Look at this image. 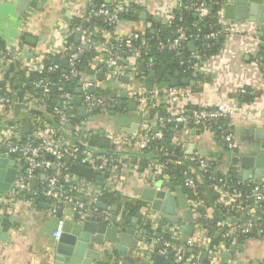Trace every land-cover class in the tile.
Masks as SVG:
<instances>
[{
	"label": "built area",
	"instance_id": "built-area-1",
	"mask_svg": "<svg viewBox=\"0 0 264 264\" xmlns=\"http://www.w3.org/2000/svg\"><path fill=\"white\" fill-rule=\"evenodd\" d=\"M180 1H158L157 6L161 7V11L157 10L152 17L162 24H170L173 17L172 10L176 3V6H180ZM226 1L212 2L219 5L215 12L216 29L211 28V25H209L207 26V33L202 34L198 29L194 34H189L183 27H178L173 36L165 38L156 36L154 43L156 49H168L181 53L186 47L188 48V42L193 41L194 49L189 50L191 52L190 58L181 60L180 65L193 75L198 73L209 75L215 61L214 59L211 61L214 58L212 57L213 54L207 52L211 44L224 45L227 39L229 40L230 36L236 33L254 39L257 44H264V24L258 26L251 21H237L224 17L223 5ZM85 2L88 8L82 15L83 22H89L94 17H100L105 23L115 27L120 23L122 13L134 6L143 9L148 5V0H108L107 2L100 1L96 8H91L92 0H85ZM184 8L189 10L192 16L195 17V24L202 21L209 12L205 1H192L187 3ZM23 21L25 22L24 18ZM103 28L96 26L90 28L88 25L86 28H82V23L74 25L62 21L59 26L61 44L51 49L41 50L43 52L39 56V67L37 61L33 60H30L26 66L21 67L25 70L26 76H28L30 70L37 68L39 70L45 68L48 73L56 72L59 65L55 63L45 65V60L51 55L64 56L68 52V73H62L58 83L52 82L47 77L29 82L33 87L41 90L40 96L27 99L22 97V100L19 101L21 106L30 113H27L22 120H18L12 125L0 127V149L2 148L0 157L13 158L20 161L21 164L26 163V167L21 166L16 169V179L9 192L16 194L19 192V188L30 189L28 182L32 179L37 180L39 168L53 167V171L46 174L39 188L30 189L33 196H42L48 201V208L51 213H55L58 208L65 210L69 203H73V210L79 212L83 217L87 216V211L90 209L93 210L94 214L104 216V212H100V209L95 206V193L90 189V183L86 182V179L82 176L73 174L70 171V165L75 163L95 170H112L123 164L124 159L111 157L105 152H95L87 147L85 141L80 137L83 134L82 130L72 128L73 125L70 123L71 118H73V113H69L72 97L68 91H65L62 82L64 83L71 76L82 82L80 86L82 103L87 109L96 106L109 111L114 109L116 105L110 97L87 92V88L92 85L86 80L89 73L87 69L96 71L98 68L104 67L105 74L108 77L118 80L127 76L130 86L127 90L129 97L137 103L138 110L142 114L147 113L150 109L158 108L160 105L165 107L167 112L165 119L156 114L151 120L142 123L137 133L132 137L123 138L119 133L109 134L117 147H124L130 152L140 153L145 149L151 150L150 143L155 140H162L164 131L168 128L167 125L171 124L174 128L181 126L180 132H188L189 130L194 132L200 128L212 131L225 145L227 151L232 154L237 148L233 128L238 119L249 120L251 123L264 126V112L255 106L248 107L247 104L233 106L228 104L225 99L219 100L213 106H183L178 105V102L190 97L191 90L188 86L147 89L145 82L148 75L138 68L142 52L149 47L145 38V28L142 29L139 35L117 34L110 38L103 37L105 35ZM78 31L81 32L80 44L73 47L72 43L69 45L68 40ZM221 37H223L222 42L219 41ZM84 44H87V50L92 51L93 56L87 63V69H77L78 59L82 55L81 53L86 50L83 47ZM13 49L14 51L9 53L1 51L0 59L9 62L12 59L19 61L20 58H23L21 52H17L18 49ZM240 52L247 53L242 49ZM253 54L255 55L254 62L260 75V81L263 82L264 55L259 54V48H255ZM151 66L152 63L147 64L148 70ZM52 85H57L62 90L58 101L61 106L58 104L53 105L48 110L46 100ZM259 90L252 84L248 88L241 87L238 91L244 95L250 91L255 93ZM11 95L14 97V92H11ZM12 96L0 95V107L6 113H10L16 103ZM46 116L53 121L52 124H49ZM23 121H29L30 125L35 127L28 137L26 135L25 140L21 139L20 133ZM216 121H221L222 126L213 128L212 123ZM69 124L72 127H68ZM153 126L158 128L156 132L152 130ZM69 132L75 135L77 142L73 143L63 137L65 133ZM179 139L178 135H173L169 140L171 146L162 144L154 148L155 155L150 154L147 157L144 172L152 179L159 178L162 181L163 189L173 192L169 170L175 165L185 166L182 171V182L189 191L186 196L194 214L193 232L187 240L180 244L163 238L153 239V241H150L149 246L142 244L138 247L137 255L143 257L146 262L151 263L154 255L152 244L154 242L161 243L162 247L156 252L165 257L170 253L173 254L172 263L179 264L184 259L186 249L195 246L199 247L201 252L207 251L206 260L208 264H222V252L227 250L229 245H235L239 242L241 236H244L243 239H247L248 235L255 229L259 236L264 235V230L261 227L262 222H264V178L247 180L251 182L250 186L248 190L242 191L236 187V183L231 184V175L220 178L218 180L220 183L216 182L212 175L207 176L208 187L212 188L217 195L214 200L215 205L226 209L225 219L222 221L221 230H223L219 231L220 241L212 245L208 228L198 222L195 216L197 210L204 205L200 198V185L204 180L200 169L202 171L206 170L208 162H216L215 165H217L219 160L213 156L205 157L194 151L188 153L184 147H181ZM177 148H179V157L181 158L174 160L172 158L177 156L175 153ZM46 153H51L53 159H46ZM66 158H69V160ZM195 167L199 169V175L196 174ZM35 169H37V172H34ZM233 179H237V184L246 181L236 174ZM245 211L246 217L240 224L235 225L226 220L227 218H234L236 214H242ZM143 217L146 220H151L157 228L160 221L164 219L157 211H153L148 207L143 209ZM161 224L166 230L172 231L174 240L180 238L182 231L180 232L179 226H174L175 223L166 220ZM62 225L63 219L58 218L53 231V236L56 239L60 236ZM198 257L199 254L185 257V264H200Z\"/></svg>",
	"mask_w": 264,
	"mask_h": 264
},
{
	"label": "crops",
	"instance_id": "crops-1",
	"mask_svg": "<svg viewBox=\"0 0 264 264\" xmlns=\"http://www.w3.org/2000/svg\"><path fill=\"white\" fill-rule=\"evenodd\" d=\"M22 1L23 0H0V42L6 49V51L3 50L2 52L9 53L14 51L13 48L16 50L18 49L17 52L20 51L23 57L19 60L21 61L20 66H26L30 60H33L37 61L39 67V56L43 52L41 50L51 49L61 44L59 30L61 22L66 21L73 24L72 21L76 19L82 21V15L88 8V5L85 0H45L43 2L38 0L37 2H32L23 12H20L19 8ZM100 1L101 0H92L91 8H94L93 6ZM158 1L162 2L164 0H148L147 7L141 9V13H146L145 19L141 17L138 19L122 18L116 27L113 26L112 30L100 27L104 30L105 35L103 37L110 38L113 35L127 33L139 35L144 28L145 31L149 30L153 35L154 30L147 16L152 18L153 13L157 10L161 11V7L157 6ZM246 22L249 21L247 20ZM207 28L208 27H206V29ZM205 32L207 33L206 30ZM242 37L241 34H232L230 39H227L224 45L219 47V50L212 56L214 58H212L211 61L213 59L215 61L214 65L212 64L213 69H210L211 72L209 75L198 73V76L201 77L197 80L188 77L190 80L194 81V84L176 85L178 87L188 86L191 90L190 97L179 101L178 105L190 107L213 106L219 100L225 99L230 105L240 106L242 104H247L248 107L255 106L264 112V81H260V75L254 62L255 55L253 54L255 48H259L260 44H257L255 40L250 37ZM20 40H22L23 43ZM73 42V47L80 44V42L75 39V35ZM263 45L264 44H261V46ZM241 49L247 53L240 52ZM25 51L28 52V56H25ZM84 51L89 52L90 50ZM83 53L81 54L83 55ZM2 60L3 59H0V80L2 79L3 72L8 69V62ZM37 70L40 71L39 68H37ZM87 72L89 73L87 74L86 80L93 86L92 93L110 97L115 101L116 105L114 109L106 112L103 111L102 108H98L97 111L87 110L85 116H81L79 110L81 106H84L83 103L81 102L80 105L72 104V98L76 95L74 89L78 87V84L77 82L69 80L64 88L65 91L71 94L70 109L73 110V117H76V123L72 124L73 127H70L80 128L82 130L83 134H81L80 137L85 141V145L93 151L105 152L108 154L115 153V157L124 160L121 166L112 170L91 169L92 179H85L86 182L90 183L89 187L95 193L94 199L96 201L105 203L100 199L104 192H113L119 196L118 202L109 205L115 206V211L100 209V212H104V218H108V216L115 214L117 220H125V224H117V227L123 232L134 235L138 239L137 247L134 249L129 248L128 251L122 255H120L118 251L108 247L109 245L106 243L104 246L93 247L99 250L101 255L97 261H92L91 264H99L102 261H109L110 264H114L115 258L108 259V255H114L116 252L119 256H134L137 255L138 247L142 244L149 246L151 243L150 241H153V239L141 233L140 226L146 223L149 224V229L151 231L157 230V227L152 224L151 220H146L143 217V209L145 207L151 208V203L150 201L142 199L141 194L144 188L153 187L155 182L160 179L156 177L152 180H148L149 175L144 172L145 164H141L140 161L133 159L134 157L132 155H137L139 153L135 151L130 152L124 147H117L114 144L113 138L109 136V134L119 133L123 138L132 137L137 133L141 124L148 120V117H144L145 114L148 116V112L144 114L140 113L137 103L129 97L127 91L130 88L129 80L127 83L123 81V77L120 80L108 77L105 74L104 67H100L96 71L87 69ZM100 74H103L104 78L99 79L97 75ZM168 76L180 78L177 77L176 74ZM152 78H147L146 82L152 80ZM166 78L163 79L165 81L163 85H158L152 80L154 88L162 87L167 89L174 87L166 86L169 84ZM76 81H79V79L76 78ZM252 84L260 90L255 93L251 91L248 92L251 94V100L247 101L238 90L241 87L248 88ZM8 90L11 92L10 87ZM122 92H125L124 97L120 96ZM15 94L16 92H14V95ZM22 97L23 99H27L32 98L33 95L26 92L22 93ZM132 103H135L134 107H131ZM119 105H121L120 109L118 108ZM13 107L10 113L4 112L0 107V127L3 128L6 125L9 126L14 124L25 112H27L26 108L21 106L20 113L16 116ZM47 121L49 124H52L50 118H47ZM256 127L264 126L256 125L245 119H238L236 121L233 133L237 148L234 152L240 154L250 153V145L252 141H254L253 131ZM130 129H132L131 132H129ZM32 131L33 129L31 128L27 137ZM176 135L180 138L179 142L181 147H184L186 151L189 146L192 145L194 152H202L201 155L205 157L213 156L218 158L221 156L218 164L215 165L219 171L230 172L239 177L242 176L241 168L232 165L231 157L234 152L230 155L224 154L221 141L212 131L210 132L200 128L196 129L194 132L191 130L188 132H178ZM63 137L73 143L77 142L72 132L65 133ZM21 139H26L22 133ZM179 158L181 157L177 155L172 159L176 160ZM49 170H51V172L53 171L51 167L39 168L36 178V188L42 185L43 178L41 179V176H46V174L50 173ZM194 170L196 174L199 175V169L195 167ZM96 177H101L102 180H98ZM204 186L205 182L203 180L200 185L203 194ZM29 192L30 189L16 194L8 192L2 199L3 212L12 219L13 225L7 233V235L10 236L9 240H0V264H47L50 251L57 240L53 236V231L56 227L58 217L55 213L50 212L48 201L45 198L42 197L40 201L37 196H30ZM125 202H140L143 205L138 209L136 214L129 215L128 210L124 206ZM118 203H120V205ZM212 205L215 207L214 202ZM205 211L206 215L212 214L213 207H207ZM180 214L181 211L178 210V215ZM205 214L203 218L206 217ZM245 215L246 211L242 214H236L234 218L226 217V220L235 225L240 224L245 219ZM195 219L200 222L198 210ZM138 221L141 225H139L140 223H138ZM164 221L166 220L162 219L160 224ZM182 224L183 222L175 224L174 226L180 227ZM214 233V237L219 239V230ZM183 236L181 232L179 240H181ZM188 236L189 235H185L184 240H187ZM180 243L182 242L180 241ZM155 244L157 243L154 242L152 244L154 255L158 254L156 252L158 249H155ZM235 245L237 246L235 252L231 253L228 257V261L226 263L222 262V264H264V235L239 240ZM148 264H153V259L151 263ZM163 264H167V258L165 256ZM169 264H171V262Z\"/></svg>",
	"mask_w": 264,
	"mask_h": 264
},
{
	"label": "water",
	"instance_id": "water-1",
	"mask_svg": "<svg viewBox=\"0 0 264 264\" xmlns=\"http://www.w3.org/2000/svg\"><path fill=\"white\" fill-rule=\"evenodd\" d=\"M38 0H23L20 5V12H23L32 2H37ZM45 1V0H40ZM106 2L108 0H105ZM97 7V4L93 6ZM223 14L226 18H231L237 21L248 20L256 23L258 26L264 24V0H227L223 5ZM141 18H146V13L142 12L140 15ZM88 25L87 21H84L82 28H86ZM208 32V29H206ZM81 32L78 31L75 33V39L80 41ZM219 41H223V37L219 38ZM189 50L194 49V42H188ZM84 49H87V44L83 45ZM28 52L25 51V56ZM99 79L104 78L103 74L97 75ZM155 76V71L150 72V77ZM70 80L72 82H77L78 87L74 89L76 94L72 98V104L80 105L82 102L81 94V81H76V77L71 76ZM166 80L169 82L166 86H176L178 84H194L193 80H190L187 76H181L180 78H174L168 76ZM123 81L128 83V77L124 76ZM147 89H152L154 87L153 81L148 80L146 82ZM57 85L51 86V91L57 89ZM87 92H93V86L87 88ZM114 94V92H113ZM112 94V95H113ZM17 97L22 96L21 91H17L15 94ZM121 97L125 96V92L120 94ZM243 98L247 101L251 100V94L246 93L243 95ZM61 106V104H58ZM135 103L131 104V107H134ZM121 105L118 106L120 109ZM21 109L20 102L14 104L13 110L16 116L19 115ZM97 111L96 106L87 109L85 106H81L79 114L85 116L86 111ZM103 111H107L103 109ZM73 110H69V113H72ZM112 112V111H110ZM47 117V116H46ZM147 118V114L144 116ZM48 118V117H47ZM71 125L69 124L68 127ZM35 129L31 127L29 121H23L21 125V133L26 135L29 133L30 129ZM133 129V128H132ZM130 129L129 132L132 131ZM152 130L156 132L158 128L153 126ZM198 132V130H197ZM254 141L251 143L250 153L240 154L234 152L231 157V162L233 166H239L242 170L243 180L249 179H262L264 178V127H256L253 131ZM193 151L192 145L189 146L187 152L191 153ZM199 154H202L200 152ZM46 157L49 160L53 159L51 153H46ZM69 160V158H66ZM26 167V163L21 164L20 161L14 160L13 158L0 157V240H9L10 236L7 235L8 230L12 227V219L4 214L2 199L9 192L12 184L16 179V169L20 167ZM42 167V166H41ZM53 168V167H52ZM70 171L73 174L82 176L87 180L92 179V170L84 165L80 164H71ZM37 172V169L34 170ZM100 172V171H98ZM45 176H41V179H44ZM98 180H102L101 177H96ZM148 180H152L151 177H148ZM62 181V179H61ZM37 180L32 179L28 182L30 189H36ZM23 188H19V192H24ZM30 196L33 193L29 192ZM142 199L150 201L151 209L157 211L160 216L165 220L170 221L175 224L182 223L180 229L184 235L181 238V242H184L185 235H190L193 232L194 225V214L192 208L188 202L186 193L184 192L181 186H177L173 192L166 191L162 187V181L158 180L155 182L153 187H146L142 190L141 194ZM45 205V204H44ZM47 205V204H46ZM73 203H69L67 209L63 210L58 208L55 212V215L58 218L63 219V225L61 228V233L59 238H57L52 250L50 251L47 264H91L92 261H97L101 255L99 250L94 249V246H104L105 243L108 244L111 249L118 251L120 255L126 253L129 248L134 249L138 245V239L132 234L123 232L120 228L117 227V224H125V220H117L115 214L104 218L103 215L94 214L93 210L90 209L87 211V216L83 217L79 212L73 210ZM95 206L99 209H110L115 211V206H108L107 204L96 201ZM125 210V209H124ZM178 210L181 211V214L178 215ZM110 220V221H109ZM110 222V223H109ZM112 222V223H111ZM223 230V229H222ZM221 230V231H222ZM172 233V231H170ZM156 236H159V233L156 232ZM162 247L161 243L155 244V249H160ZM237 246L231 244L228 246L227 250H224L221 254V261L226 263L228 257L231 253H234ZM241 248V247H239ZM191 251V248L188 250ZM112 254V253H110ZM171 254V253H170ZM207 258V251L204 250L200 252L198 261L200 264H204V261ZM164 256L160 254H155L153 257V264H163ZM173 264V263H171Z\"/></svg>",
	"mask_w": 264,
	"mask_h": 264
},
{
	"label": "trees",
	"instance_id": "trees-1",
	"mask_svg": "<svg viewBox=\"0 0 264 264\" xmlns=\"http://www.w3.org/2000/svg\"><path fill=\"white\" fill-rule=\"evenodd\" d=\"M192 1L194 2L205 1L208 7V10H209L208 14L198 24H195V17L192 16L191 12L187 10L186 8H184V6L187 5V3H190ZM213 1L223 2L225 0H181L179 2L180 6H176L177 3L175 4V7L172 10L173 11L172 20H171V23L168 25L162 24L156 21L153 17L151 18L147 16L148 21L151 22V27L154 30L153 31L154 34L152 35V33H150L149 30L146 31L145 38L148 42L149 47L144 49V51L142 52L141 61L138 65L139 70L145 72L146 75H148V78L150 77V72L152 70L155 71V76L152 78V80L154 81V83L156 82L158 85H161V84L163 85L165 83L163 79H165L168 75L176 74L177 77L187 76L195 80L201 77V76H198V74L193 75L190 71L185 70L184 67L180 65L181 60H186L190 58L191 52L189 51L187 47L181 53H176L175 51L168 50V49L157 50L154 43H155L156 36H159L161 38L173 36L178 27H183L186 30V32L189 34H194L198 29L203 34L205 33L206 27L209 25H211L210 26L211 28L216 29L217 23L215 19V12L219 8V5L212 3ZM140 11H141V8L134 6L131 9L127 10L126 12L122 13L120 18L121 19L122 18L138 19L140 18V13H141ZM72 23L74 25H79L82 23V21L80 19H76L72 21ZM88 23H89L88 27L90 28H93L96 26V27H104L107 30L113 29L112 25L105 23L100 17L91 18ZM73 40H74V35L69 38L68 40L69 45L71 43L72 44L74 43ZM20 41L23 43L22 40ZM219 47H220L219 43L211 44V47L209 48V50H207V52L209 54H214L219 50ZM3 50L6 51L3 44L0 42V52ZM68 54L69 53L66 52L64 56H61L58 54L51 55L45 60V65L50 64V63H55L59 65V69L56 72L48 73L46 72L45 68H43L40 71H38L37 69H33L29 71L28 76L25 75V70L20 66V63L17 60L12 59L11 61L8 62V69L3 72L2 79L0 80V95L12 96L11 92L21 91L22 93L29 92L33 96H40L41 90L39 88L33 87L32 85L29 84V82L37 80L41 77H47L52 82L58 83V80L61 77L62 73H66V74L68 73V70H69L68 64H67ZM259 54L264 55V46H261V45L259 46ZM92 56H93L92 51H89V52L84 51L83 55L80 56L76 64L77 69H85V68L87 69V63L92 58ZM148 63H152V66L149 70L147 67ZM69 80L70 79L68 78L64 83L62 82L64 87L66 86ZM9 87H10L11 92L8 90ZM61 92L62 91L59 88H57L55 91H50L47 97V100H46L48 110L50 109L51 106L58 104V101L60 98L59 96ZM13 98L16 102L17 101L19 102L22 100V96L17 97L14 95ZM27 113H30V111L25 112L19 120H22L23 117H25ZM156 114L158 116H161L163 119L167 117V112H166L165 107L160 105L158 108H153V109L148 110V120H151ZM75 118L74 117L71 118L70 120L71 124L76 123ZM212 125H213V128H216L218 126H222V123L221 121H216L215 123H212ZM167 126L168 128L166 131H164V137L162 140L152 141L150 143L152 147L151 150L145 149L137 155L133 154L132 155L134 157L133 159L140 161L141 164H146L147 157L150 154L155 155L154 148L159 147L162 144L171 146L169 143V140L171 139L173 135H176L178 132L181 131V126H178L176 128H174V126H172L171 124H168ZM222 145H223L224 154L230 155L231 153L227 151L225 145L223 143ZM175 153L176 155L180 154L179 148L175 150ZM108 155L111 157L116 156L115 153L108 154ZM220 157H218V160H220ZM215 164L216 162H208V166L206 170L202 171V169H200V173L202 174L204 182H205V186H204L205 188L204 189L202 188L204 190V194L201 192V188H200V198L203 201L204 205L200 207V209H198L199 220L208 228L209 233L211 235L212 245L217 244L220 241V238L218 239L214 237V234H215L214 232L218 230L220 231V229L222 228V221L225 219L224 213L226 209L222 207H218L216 205L214 207L212 205L217 195L215 194L212 188L208 187L209 182L207 181V176L212 175L215 181L220 183V181H218L220 178H224L226 175H231L232 176L231 184L236 183V187L241 189L242 191L248 190L250 183H251L246 180L240 184H237V179H233V176H234L233 173L219 171L218 169H216ZM172 167L173 168L169 170V173L171 176V188L175 189L177 186H181L184 192L188 194L189 191L183 185V182H182V171L185 168V166L180 164V165H176ZM49 172L51 173V170H49ZM37 198L38 200L41 201L42 196H37ZM100 199L103 200L109 206V205H112L113 203L118 202L119 196H117L113 192H104L102 196L100 197ZM118 204L120 205V203ZM142 205L143 204H141L140 202H133V203L125 202L124 203V206L128 210L129 215L136 214V212H138V209ZM204 206L213 207L212 214L206 215L205 214L206 209ZM204 214L206 215L205 218H203ZM138 223L140 222L138 221ZM139 225H141V223ZM261 227L264 230V222H262ZM140 229H141V233H143L146 237L148 236L150 239L163 238L165 240H172L180 244V240L179 239L174 240L173 238L174 236L170 232V230H166L165 228H163V225L161 224L159 225L156 231H151L149 229V224L147 223L142 224L140 226ZM156 232L159 233V236L155 235ZM257 236L259 235L257 233V230L255 229L253 230L251 234L248 235V238L249 237L254 238ZM243 238L244 236L240 237L241 240H243ZM188 250L189 248L186 249V254L184 256V259L185 257H188L190 255L200 254L201 252V249L195 246L191 248L190 252ZM108 256H109L108 259L115 258L114 264H148L145 262L144 258L139 255L119 256L115 252L114 255H108ZM166 258H167V264H169L170 262L171 263L173 262L174 256L173 254H168L166 255ZM152 259H153V256H152ZM184 259L179 264H185ZM99 264H110V263L109 261H102ZM204 264H208L207 260L204 261Z\"/></svg>",
	"mask_w": 264,
	"mask_h": 264
}]
</instances>
